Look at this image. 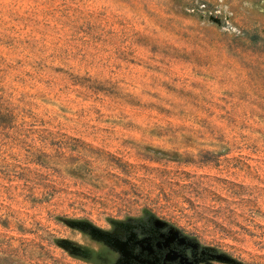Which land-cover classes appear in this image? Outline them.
I'll list each match as a JSON object with an SVG mask.
<instances>
[{
  "label": "rangeland",
  "instance_id": "obj_1",
  "mask_svg": "<svg viewBox=\"0 0 264 264\" xmlns=\"http://www.w3.org/2000/svg\"><path fill=\"white\" fill-rule=\"evenodd\" d=\"M152 220L264 264V0H0V264Z\"/></svg>",
  "mask_w": 264,
  "mask_h": 264
},
{
  "label": "flooded vegetation",
  "instance_id": "obj_2",
  "mask_svg": "<svg viewBox=\"0 0 264 264\" xmlns=\"http://www.w3.org/2000/svg\"><path fill=\"white\" fill-rule=\"evenodd\" d=\"M120 264H214V254L162 221L152 220L138 235H129Z\"/></svg>",
  "mask_w": 264,
  "mask_h": 264
}]
</instances>
